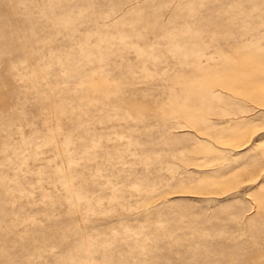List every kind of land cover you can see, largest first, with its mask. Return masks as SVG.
I'll return each mask as SVG.
<instances>
[{
	"label": "rangeland",
	"instance_id": "1",
	"mask_svg": "<svg viewBox=\"0 0 264 264\" xmlns=\"http://www.w3.org/2000/svg\"><path fill=\"white\" fill-rule=\"evenodd\" d=\"M0 264H264V0H0Z\"/></svg>",
	"mask_w": 264,
	"mask_h": 264
}]
</instances>
